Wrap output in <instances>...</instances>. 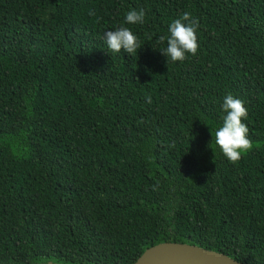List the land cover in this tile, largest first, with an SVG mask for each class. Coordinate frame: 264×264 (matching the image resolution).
<instances>
[{
    "label": "trees",
    "instance_id": "trees-1",
    "mask_svg": "<svg viewBox=\"0 0 264 264\" xmlns=\"http://www.w3.org/2000/svg\"><path fill=\"white\" fill-rule=\"evenodd\" d=\"M185 11L199 49L173 63L157 41ZM120 26L137 53L108 50ZM228 93L252 141L236 163L215 144ZM163 242L264 264V0H0V264Z\"/></svg>",
    "mask_w": 264,
    "mask_h": 264
},
{
    "label": "clouds",
    "instance_id": "clouds-1",
    "mask_svg": "<svg viewBox=\"0 0 264 264\" xmlns=\"http://www.w3.org/2000/svg\"><path fill=\"white\" fill-rule=\"evenodd\" d=\"M94 15L95 13H89ZM145 19V11L129 10L125 16V23L130 25L141 24ZM199 21L193 18L191 13L185 11L173 20L168 26V35L160 36L158 43L166 40V48L162 55L171 62H183L189 55H196L199 49L197 30ZM107 48L113 53L121 50L127 54L137 53L141 48L138 37L132 30L120 26L115 30H109L103 37ZM146 102L151 103V97H146ZM221 109L225 113L222 126L215 131V144L230 163H236L241 159L242 153L251 150L252 141L249 139V128L243 122L247 118L248 109L244 101L228 93L223 98Z\"/></svg>",
    "mask_w": 264,
    "mask_h": 264
},
{
    "label": "water",
    "instance_id": "water-1",
    "mask_svg": "<svg viewBox=\"0 0 264 264\" xmlns=\"http://www.w3.org/2000/svg\"><path fill=\"white\" fill-rule=\"evenodd\" d=\"M34 264H61L51 261ZM132 264H245L194 245L163 242L145 249Z\"/></svg>",
    "mask_w": 264,
    "mask_h": 264
}]
</instances>
